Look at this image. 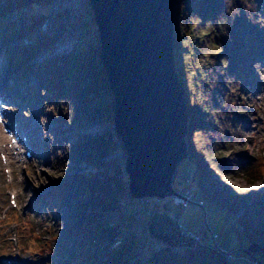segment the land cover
Wrapping results in <instances>:
<instances>
[{
  "label": "trees",
  "instance_id": "16d2710c",
  "mask_svg": "<svg viewBox=\"0 0 264 264\" xmlns=\"http://www.w3.org/2000/svg\"><path fill=\"white\" fill-rule=\"evenodd\" d=\"M251 1L177 0L175 18L180 17L184 27L185 24H195L193 31L197 35L196 41H191L186 50L188 56L194 54L204 59L201 63L196 59L193 74L194 87L198 89L195 97L197 103H191L185 97L188 110L187 137L193 138L201 133L204 151L212 155L222 172L245 171L248 177L256 178L262 172L256 173V161L245 153V140L237 129L239 118L247 111L240 95V89H246L245 81L248 79L244 74V71H248L244 68L245 60L258 58L262 62L264 58V32L257 19L260 0ZM54 2L61 9V3L57 0H14L16 15L21 20L26 8L32 11L37 6L38 10L31 14L35 20L30 19V16L25 24L26 32L31 36L26 49L17 47L16 51L11 50L9 56L10 63L21 65L19 79L23 80L29 72L37 75L38 87L24 85V92L28 96L33 93L41 100L44 112L59 124L57 129L61 139L55 143V140L47 141V137L44 146L48 150L52 142L53 147L63 145L47 154V159L51 154L54 165L67 161L77 167L74 173L58 174L47 191L33 200L34 214L40 211V205L43 204L49 214H60L64 220V224L59 223L61 219L52 221L54 228L50 234L56 240L52 245L53 253L38 262L240 264L215 244L196 240L192 233L201 236L199 232H184L178 224L179 214L170 217L165 212L154 210L145 217L142 231L139 227L125 228L130 219L135 217L136 207L128 206L136 200L130 198L129 202H124L129 192L123 166L117 162L102 165L103 160H108L106 157L110 156L105 151L112 149V141L118 138L114 128L108 129L98 140L91 135L73 132V139L69 141L66 130L61 127L64 124L74 125L87 117L89 93L96 88L102 91L110 87L101 62L100 46L99 50L96 49V43L88 39L63 58L55 55L54 44L65 38V31L59 27L64 12L51 11ZM6 23V28H1L0 32L6 39L11 40L13 36L25 33L20 30L18 34L13 29V25L18 23ZM17 26L20 28L19 24ZM92 27L95 28V25L92 24ZM86 32L89 33V30ZM174 37L173 43L178 38L176 29ZM192 44L195 46L193 51ZM36 56L40 59L34 62ZM225 151H229V154L224 155ZM251 200L247 201L245 208L252 209L264 218V196L261 201ZM243 228L245 230V225ZM261 250L264 252V248Z\"/></svg>",
  "mask_w": 264,
  "mask_h": 264
},
{
  "label": "rangeland",
  "instance_id": "374dc122",
  "mask_svg": "<svg viewBox=\"0 0 264 264\" xmlns=\"http://www.w3.org/2000/svg\"><path fill=\"white\" fill-rule=\"evenodd\" d=\"M57 1L61 3V9L57 2H54L51 11L64 12L61 18L62 26L59 25V27L65 31V38L54 44L55 55L63 58L76 47L82 46L88 39L89 42L96 43V49L99 50V35L89 1ZM13 2L14 0H0V29H5L6 22L10 21L19 24L20 28L18 24L13 25V29L18 34L20 30L25 33L17 37L13 36L11 40L0 35V85L9 97L5 102L0 100L2 108L0 123L6 127L0 129V264H2L1 258L3 257L11 258L19 264H41L38 260L52 254V245L56 243L50 234L54 228L52 221L57 222L61 219L59 223L64 224V220L60 214L53 216L45 208H42L45 209L44 211L34 214L29 206L37 195L47 191L58 174L74 173L77 167L67 161H63L61 165H54L51 154L47 159L54 145L52 142L47 150L44 143L47 137H49L47 141L55 140L54 142L58 143L61 139V134L57 129L59 124L51 115L44 112L41 100L33 93L27 97L25 92H21L25 90V87L22 88L16 84V75L21 65L14 66L10 63L9 53L11 50L16 51L17 47L26 49L31 36L26 32L25 24L31 14L37 13L38 9L35 6L32 12L31 8H26L21 20L16 15ZM252 2L249 0V3ZM30 19L35 20L34 16ZM257 19L260 22L259 27L264 32V0H260ZM174 23L177 25L176 28H174ZM92 24L95 28H91ZM194 27V23L185 24L184 27L180 17L175 18L174 9L173 40L175 29L178 36L176 42L173 43L175 73L183 97L196 104L195 97L198 89L194 87L193 74L196 70V59L198 58L199 63L204 59H202L203 56L194 54L188 56L186 50L191 41H196L197 35L193 31ZM87 30L89 33L86 32ZM22 44L24 46H21ZM194 49L195 46L192 44L191 51ZM39 59L36 56L33 61ZM262 62L258 58L245 60L244 68L248 71H244V74L248 79L245 81L246 89L244 87L240 89V95L247 111L244 112L243 117H238L237 126L245 140V153L255 159L256 167H258L255 169L256 173H262L256 178H250L245 171L222 172L212 155L204 151V137L201 133L199 136L188 138V130L185 136L187 154L184 160L177 165L171 185L175 194L190 191L191 201L184 207L174 205L173 195L170 194L165 197L142 198H133L128 194L124 202H129L130 198L136 200L128 206V208L136 207V211L135 217L125 225L127 230L139 227L142 231L145 217L154 210L165 212L170 217L179 214L178 224L184 232L193 230L200 233L201 236L193 232L196 240L215 244L229 258L240 264H264V252L261 250L264 248V218L252 209L245 208L247 201L251 199L261 201L264 196V58ZM29 81L33 87L38 86L37 75L29 72L22 84L26 82L28 85ZM186 98L184 99L186 100L185 105H187ZM87 99L89 105L87 117L80 122H75L74 125L61 126L66 130L68 136L66 138L69 141H71L73 132L91 135L98 140L107 133L108 129L114 128V98L110 89L104 88L101 91L96 88L89 93ZM78 104L81 106V101ZM28 146L32 148L33 154L30 159L25 156ZM110 147L112 149L105 151V154L110 156L115 154V156L103 160L102 165L108 166L117 162L123 166V169L127 153L119 137L112 141ZM228 154L229 151L224 152V155ZM128 183L127 178L125 184L128 186ZM11 192L16 193L17 206L15 208L8 201ZM243 225L246 227L245 230ZM254 234L259 236L254 237ZM3 251L7 252V255H1ZM43 264L48 263L44 261Z\"/></svg>",
  "mask_w": 264,
  "mask_h": 264
},
{
  "label": "water",
  "instance_id": "95a60500",
  "mask_svg": "<svg viewBox=\"0 0 264 264\" xmlns=\"http://www.w3.org/2000/svg\"><path fill=\"white\" fill-rule=\"evenodd\" d=\"M176 2L89 0L133 198L175 195L172 178L187 154L188 114L173 56Z\"/></svg>",
  "mask_w": 264,
  "mask_h": 264
},
{
  "label": "built area",
  "instance_id": "2783aa9c",
  "mask_svg": "<svg viewBox=\"0 0 264 264\" xmlns=\"http://www.w3.org/2000/svg\"><path fill=\"white\" fill-rule=\"evenodd\" d=\"M190 191L183 192L182 194H175L172 196V203L177 206L186 207L187 203L191 201ZM193 235V233H192Z\"/></svg>",
  "mask_w": 264,
  "mask_h": 264
},
{
  "label": "bare ground",
  "instance_id": "6f19581e",
  "mask_svg": "<svg viewBox=\"0 0 264 264\" xmlns=\"http://www.w3.org/2000/svg\"><path fill=\"white\" fill-rule=\"evenodd\" d=\"M89 1V0H88ZM94 18V17H93ZM1 62V61H0ZM8 95L5 93V90L4 88L0 85V100L5 102L8 100L9 97H7ZM1 128H6L3 124L0 123V129ZM63 144H61L60 146H57V147H52V150L51 152L53 151H57L58 148L62 147Z\"/></svg>",
  "mask_w": 264,
  "mask_h": 264
}]
</instances>
